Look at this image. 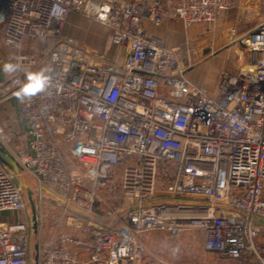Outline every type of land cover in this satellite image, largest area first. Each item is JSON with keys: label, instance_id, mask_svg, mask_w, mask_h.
<instances>
[{"label": "built area", "instance_id": "obj_1", "mask_svg": "<svg viewBox=\"0 0 264 264\" xmlns=\"http://www.w3.org/2000/svg\"><path fill=\"white\" fill-rule=\"evenodd\" d=\"M232 1L0 0L5 41L41 52H20L0 85V103L15 97L26 122L15 138L0 123V143L21 167L0 161V264H29L43 230L36 264H181L140 237L192 228L217 264H264V14L243 39L249 62L223 72L214 93L143 24L214 23ZM70 13L104 25L125 60L64 38ZM43 68L50 87L18 99L25 74ZM25 173L35 180L36 233Z\"/></svg>", "mask_w": 264, "mask_h": 264}, {"label": "rangeland", "instance_id": "obj_2", "mask_svg": "<svg viewBox=\"0 0 264 264\" xmlns=\"http://www.w3.org/2000/svg\"><path fill=\"white\" fill-rule=\"evenodd\" d=\"M229 13H235L236 17L226 23L223 21V16ZM239 14L242 19L240 21L239 18L236 19ZM263 14L264 0H233L230 8L223 11L214 23L199 22L185 26L180 20L169 18L161 24V27H171V32L165 37L166 43L178 48L180 60L186 67L189 78L214 91L223 72H233L247 65L250 55L243 39L249 31L256 27ZM247 19L249 24L245 23ZM173 22H176V25L172 26ZM62 36L77 42L86 50H100L104 56L118 63L125 60L126 55L123 48L110 44L109 30L101 23L84 15L70 13L63 25ZM25 44H28V49L38 57L41 55L37 42L26 40ZM24 45L15 47L23 49ZM17 58L18 55L9 62L15 64ZM11 76L4 83L9 81ZM5 104L10 105L7 121L3 120V122L0 119V123L15 138L18 129L26 127V122L19 112L15 97L0 103V107ZM17 122L23 128L18 127ZM23 140L22 142L25 143ZM16 147V141L13 140L10 149L16 151ZM22 180L30 187L35 205H37L34 177L25 173ZM27 210L31 213L29 202ZM51 212L54 213L55 209ZM6 214L11 213H4ZM49 235L48 230L32 235L29 264L37 262L35 244L39 246V243L46 240ZM140 240L150 253L168 262L181 264H217L219 262L216 254L205 250L203 234L195 228L185 230L179 236L162 230L150 231L144 233Z\"/></svg>", "mask_w": 264, "mask_h": 264}, {"label": "crops", "instance_id": "obj_3", "mask_svg": "<svg viewBox=\"0 0 264 264\" xmlns=\"http://www.w3.org/2000/svg\"><path fill=\"white\" fill-rule=\"evenodd\" d=\"M242 15V14H241ZM236 17V14L234 13H229V14H227V15H224L223 16V21L224 22H228V21H232L234 18ZM238 18H239V21L240 20H242L241 19V17H240V14L237 16V20H238ZM175 19V18H174ZM178 20V19H177ZM179 22V21H178ZM246 24H249V21H248V19H247V21L245 22ZM143 24L145 25V27H146V29L148 30V32L150 33V34H154V35H157V36H160V37H162L164 40H165V37L168 35V33L169 32H171L170 30V28L171 27H169V26H167V27H161V25H154L153 23H151L149 20H144L143 21ZM173 25H176V22H173L172 23V26ZM169 27V28H168ZM110 37V36H109ZM110 41V40H109ZM165 42H166V40H165ZM110 44L111 45H113L112 43H111V41H110ZM167 44V43H166ZM168 45V44H167ZM28 46V44L26 45H24V47H23V49H21V48H18V47H15V46H13L12 47V45H9L6 41H5V38H4V32H3V28H2V24L0 23V85L2 84V83H4L10 76H11V74H13V73H11V74H7V73H5V72H3L2 71V65L5 63V62H9V60L10 59H12V58H14V57H16L20 52H22V51H30V49H28L29 47H27ZM113 46H115V45H113ZM169 46V45H168ZM115 47H117V46H115ZM170 47H174V46H170ZM18 48V49H17ZM119 48V47H118ZM96 51H98V52H100V53H102L100 50H96ZM103 54V53H102ZM249 55H250V53H249ZM249 60H250V58H249ZM249 62V61H248ZM236 70H238V69H236ZM235 70V71H236ZM234 72V71H233ZM188 76V75H187ZM189 77V76H188ZM220 78H221V76H220ZM220 78H219V80L217 81V84H216V87H215V90L214 91H212V90H210V88H208V87H205L204 85H201V84H198V83H196V84H198V85H201V86H203L205 89H207L209 92H211V93H214L216 90H217V88H218V84H219V81H220ZM194 82V81H193ZM9 109H10V105H4V106H1L0 107V119L3 121H7L6 120V117H7V112L9 111ZM3 121V122H4ZM17 125H18V127H20V128H23V126H21L18 122H17ZM14 129H16V128H14Z\"/></svg>", "mask_w": 264, "mask_h": 264}, {"label": "clouds", "instance_id": "obj_4", "mask_svg": "<svg viewBox=\"0 0 264 264\" xmlns=\"http://www.w3.org/2000/svg\"><path fill=\"white\" fill-rule=\"evenodd\" d=\"M19 70V65L12 62H5L2 65V71L11 74ZM52 77L49 69L43 68L39 71H28L25 74V80L18 87L15 95L23 101L26 98L34 97L47 90L51 85Z\"/></svg>", "mask_w": 264, "mask_h": 264}, {"label": "water", "instance_id": "obj_5", "mask_svg": "<svg viewBox=\"0 0 264 264\" xmlns=\"http://www.w3.org/2000/svg\"><path fill=\"white\" fill-rule=\"evenodd\" d=\"M0 161L7 165L12 171L20 173L21 167L18 161L12 156V154L0 143ZM25 188L26 196L31 207V218H32V230L34 233L37 232V211L34 199L32 197V192L30 187L24 181L21 182ZM36 256L35 259H38V244H35Z\"/></svg>", "mask_w": 264, "mask_h": 264}]
</instances>
